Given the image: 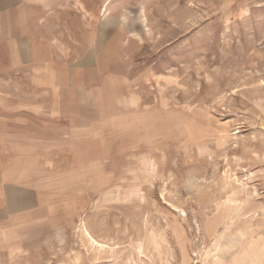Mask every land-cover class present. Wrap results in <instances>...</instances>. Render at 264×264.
Returning a JSON list of instances; mask_svg holds the SVG:
<instances>
[{
  "label": "rangeland",
  "instance_id": "obj_1",
  "mask_svg": "<svg viewBox=\"0 0 264 264\" xmlns=\"http://www.w3.org/2000/svg\"><path fill=\"white\" fill-rule=\"evenodd\" d=\"M3 102L74 134L6 189L0 264H264V0H0Z\"/></svg>",
  "mask_w": 264,
  "mask_h": 264
},
{
  "label": "crops",
  "instance_id": "obj_2",
  "mask_svg": "<svg viewBox=\"0 0 264 264\" xmlns=\"http://www.w3.org/2000/svg\"><path fill=\"white\" fill-rule=\"evenodd\" d=\"M7 104L1 103L3 109L0 112V210L6 203L7 188H31L34 182L30 174L32 168L43 166L42 159L53 156L54 135L67 141L74 134L68 114L58 113L55 117L53 103H15L13 107H8ZM58 106L59 109H66L63 102L58 103ZM54 126L58 128L55 130ZM22 143H30L35 148V153L23 156V148L26 147ZM27 156L29 157L25 160ZM44 164L47 165L48 161L45 160Z\"/></svg>",
  "mask_w": 264,
  "mask_h": 264
},
{
  "label": "bare ground",
  "instance_id": "obj_3",
  "mask_svg": "<svg viewBox=\"0 0 264 264\" xmlns=\"http://www.w3.org/2000/svg\"><path fill=\"white\" fill-rule=\"evenodd\" d=\"M254 193V192H253ZM230 208V205L229 204H223L221 205V211L225 212V211H228ZM233 209V207H232ZM228 213V212H227ZM89 239L91 241H93V239L89 236ZM94 242V241H93ZM220 248V257L216 260H214V264H225L222 257H224V255H227L229 254V252L231 251V247H226V246H222V247H219ZM253 248V247H252ZM238 257H236L233 261V264H239L240 262H248V264H253L252 263V257H254V255L252 254V252H250V250H247V251H242L240 252L238 255ZM238 258V259H237ZM237 259V260H236ZM252 259V260H251Z\"/></svg>",
  "mask_w": 264,
  "mask_h": 264
}]
</instances>
